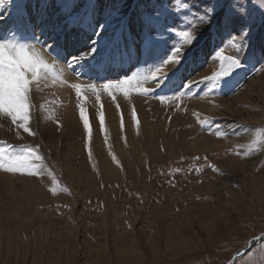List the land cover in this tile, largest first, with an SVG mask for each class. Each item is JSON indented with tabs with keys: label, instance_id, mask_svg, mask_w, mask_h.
<instances>
[{
	"label": "rangeland",
	"instance_id": "1",
	"mask_svg": "<svg viewBox=\"0 0 264 264\" xmlns=\"http://www.w3.org/2000/svg\"><path fill=\"white\" fill-rule=\"evenodd\" d=\"M22 2L19 10L25 17L35 21L42 13L49 25H60L67 13L85 9V0H75V6H58V0ZM97 2L103 12L116 0ZM133 3L126 0L122 14H129ZM196 5L197 0H169L167 28L156 36L151 53L138 41L137 49H145L143 59L125 71L98 74L118 79L165 59L182 43L180 32ZM244 6L255 22L253 37L258 44L264 35V9L257 0H245ZM8 10L5 6L0 12ZM131 17L137 35L136 13ZM227 40L225 30H214L211 37L204 33L193 46L198 51L196 62L186 60L175 84L182 76L200 80L219 72L221 62L213 53L222 47L225 55L234 54ZM89 75L78 79L65 70L62 78L68 84L104 82L96 79V73ZM182 91L179 99L167 92L163 102L159 96L166 90L156 89L147 96L131 92L127 97L117 91L123 130L116 104L102 92L107 145L95 120L92 97L87 105L93 131L91 161L83 146L74 91L59 80L50 77L33 100L39 104L44 97L49 102L59 127L41 116L31 125L36 137L20 130L18 138L10 121L0 117V141L41 144L56 177L52 191V177L0 171V264H225L237 251L245 252L236 264L249 254L258 262L264 239L252 237L264 232V71L247 64L219 94L210 80ZM132 108L137 112L135 125ZM194 113L215 121L202 127ZM217 125L230 134L217 138ZM26 186L30 193L23 197Z\"/></svg>",
	"mask_w": 264,
	"mask_h": 264
},
{
	"label": "snow or ice",
	"instance_id": "2",
	"mask_svg": "<svg viewBox=\"0 0 264 264\" xmlns=\"http://www.w3.org/2000/svg\"><path fill=\"white\" fill-rule=\"evenodd\" d=\"M125 2L126 0H116L101 12L97 0H85L83 13H67L62 24L49 25L44 23L42 13L37 14L35 21L25 17L19 10L22 0H0V9L5 6L9 9L6 13L0 12V117L10 121L18 138H22L20 130L28 136L36 137L38 133L31 125L33 120L41 116L44 120H55L59 127V120L55 113L49 111V102L44 97H41L43 102L33 103L37 93L43 92L47 86L50 77L74 91L79 122L82 125L83 146L91 161L93 131L87 105L92 97H95V120L99 123L100 132L105 134L107 145L102 92L107 93L112 103L116 104L117 91L127 97L131 92L147 96L155 93L156 89H161L166 90V94L159 96V100L163 102L167 98V92L179 99L185 94L182 89L190 91L192 86L203 83L204 80L212 81L217 93H222L247 64H252L254 71H264V35H261L258 44L254 41L255 22L244 6L245 0H197L188 26L180 32L182 43L174 46L165 59L149 65L146 70L125 74L118 79H106L98 74L99 70L108 72L113 64L119 63L122 66L131 63L138 41L150 54L151 44L156 36L167 28V17L171 11L166 6L169 0H134L127 15L121 12ZM257 2L264 9V0ZM68 3L75 6V0H58V6ZM132 12L136 13L139 23L137 35H133L132 31ZM261 25H264V20ZM214 30L226 31L227 43L234 54L225 55L224 48H216L213 54L221 62L219 72L200 80L182 76L180 84H175L174 77L181 72V66L186 60L190 58L195 63L198 58V51L193 46L204 33L211 37ZM256 65L261 67L256 68ZM65 70L74 73L78 79L85 76L91 78L89 74L96 73V79L104 82L99 86L96 83L68 84L62 78ZM145 84L150 86L145 87ZM116 111L120 114L123 130L124 114L118 104ZM194 115L202 127L212 125L215 121V117L201 118L199 114ZM130 116L133 124H137L135 108H132ZM228 134L230 133L221 132L219 126H216L217 138H224ZM261 139H264V135ZM42 147L41 144L17 146L0 141V171L34 178L52 177L54 187L51 190L54 191V169L47 164L48 158L43 155ZM247 154L246 152L245 155ZM236 155H240V152L237 151ZM115 159L113 156L114 161ZM204 159L207 161V157ZM207 166L217 170L211 163ZM202 170L196 169L197 172ZM260 239H264V232L252 237V240ZM240 255L237 251L226 264H236ZM259 255L258 262L253 254H249L242 264H264V245L260 246Z\"/></svg>",
	"mask_w": 264,
	"mask_h": 264
},
{
	"label": "bare ground",
	"instance_id": "3",
	"mask_svg": "<svg viewBox=\"0 0 264 264\" xmlns=\"http://www.w3.org/2000/svg\"><path fill=\"white\" fill-rule=\"evenodd\" d=\"M23 3V2H22ZM27 3V2H26ZM25 3V4H26ZM42 10V9H41ZM28 11V10H27ZM42 12V11H41ZM61 13V12H60ZM41 14V13H40ZM64 14V13H63ZM32 16H33V18H35V15L34 14H32ZM44 23H46L45 21H44ZM52 24V23H51ZM56 25V24H55ZM141 49V48H140ZM142 50V49H141ZM139 51L138 49H137V44H136V52L134 53V57H133V60H132V62L131 63H125V64H123L122 66L119 64V63H117V64H113L112 66H111V74H115V72H118V71H122V70H126L128 67H130L133 63H135V62H137V60L138 59H143V58H141L142 57V55H144L145 54V49L144 50H142V51ZM50 59V58H49ZM99 71H101V73H104L103 72V70H99ZM49 92V91H48ZM71 115V114H70ZM72 120V119H71ZM75 121V120H74ZM73 122V121H72ZM49 135V134H48ZM61 136V135H60ZM54 137V136H53ZM55 139V138H54ZM55 141V140H54ZM58 144V143H57ZM2 186V185H1ZM11 189V188H10ZM12 190V189H11ZM28 193H30V189L26 186V187H23L22 188V196L24 197L25 195H27Z\"/></svg>",
	"mask_w": 264,
	"mask_h": 264
},
{
	"label": "water",
	"instance_id": "4",
	"mask_svg": "<svg viewBox=\"0 0 264 264\" xmlns=\"http://www.w3.org/2000/svg\"><path fill=\"white\" fill-rule=\"evenodd\" d=\"M245 251H242L241 254H243ZM226 264V263H225Z\"/></svg>",
	"mask_w": 264,
	"mask_h": 264
}]
</instances>
